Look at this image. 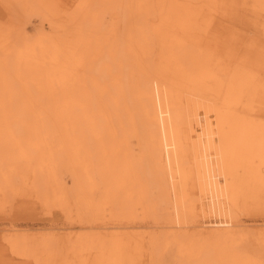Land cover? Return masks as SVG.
I'll return each mask as SVG.
<instances>
[{
	"label": "bare ground",
	"instance_id": "bare-ground-1",
	"mask_svg": "<svg viewBox=\"0 0 264 264\" xmlns=\"http://www.w3.org/2000/svg\"><path fill=\"white\" fill-rule=\"evenodd\" d=\"M62 4L0 0V209L30 196L84 232L63 244L52 227L33 245L11 229V252L38 264H142L144 251L149 264H264L246 246L264 244V229L240 219L264 211V81L247 67L263 53L232 63L215 50L220 0ZM23 13L50 31L14 39L3 23ZM147 219L161 232L139 231Z\"/></svg>",
	"mask_w": 264,
	"mask_h": 264
},
{
	"label": "rangeland",
	"instance_id": "rangeland-1",
	"mask_svg": "<svg viewBox=\"0 0 264 264\" xmlns=\"http://www.w3.org/2000/svg\"><path fill=\"white\" fill-rule=\"evenodd\" d=\"M60 2L63 3V7L66 4L70 6V0H60ZM249 2L250 3H248L247 6H243V0H220V5L226 8V12H218V18L220 20L217 18V21L219 22L216 21L217 23L215 24V29H213V32L216 33V36L214 37H217V46H219L217 49L215 48V50L222 53L221 55L226 60V62H230V60H233L232 63L240 60L241 56L244 57V60H249L251 59L250 57H253L257 53L262 52L263 58L259 61V64H251L248 61L247 67L249 71L254 70L259 73V77L262 75L260 79L264 81V12L260 11V13H254L252 10V2ZM249 4L251 6H249ZM2 9L3 7L0 8V15H3L4 13V10ZM30 14L32 13H29L28 15L26 14L28 16V19L26 18L25 20L23 19L25 17L24 13L23 16H17L16 19L15 17L11 19L9 23L4 20V22L7 23H3L4 26L2 28H7L9 31H11L14 39L21 36L18 32H20V30L23 28H26L27 30L29 29L30 32L26 33L24 32V30H22V33H25L28 37L36 36L35 34H37L41 26L45 27L46 31H50L49 23L47 21H44L40 15L32 14L30 17ZM32 16H34V18ZM20 17L21 21H18V19L20 20ZM15 21L19 23H16ZM26 22V27H23ZM11 26L12 28H14L12 29ZM21 26L22 28H20ZM17 27L20 29H18ZM15 31H18V35L15 34ZM225 54H228L230 57L225 56ZM257 108L262 109L261 113L257 117L264 120V99H261V102L257 104ZM4 198L5 197H1L0 200H3ZM11 200L12 199L8 198V203H6L7 205L4 206L5 208L0 209V264H38L33 257H19L11 252V249L7 246L6 242L2 238L4 232H9L11 229H15L11 231L14 233V235L17 232V235H15L16 237L20 239L21 237H26L27 240H32L31 244L33 245L42 240V234L44 232L52 231L50 230L52 229V227L61 229L59 231L64 236L62 237L63 239H61L63 240L61 243H66L67 236H72L70 234L74 235L75 232H77L76 234H82L84 232V230L78 228L79 222L75 219L74 216L71 217L58 208L51 209L45 204H42L40 201H36L33 197L25 196V199L18 201L17 199H13L14 203L10 202ZM248 209L249 208H247L241 215L240 219L242 220L243 224L248 227L247 229L250 230L264 229V211L256 210L254 208H250L249 210ZM210 220L216 221L219 219L215 217H208L206 222H210ZM141 221L138 220L139 223H146L147 225H149V227L141 228L139 231L161 232V227H159L158 230H155L156 225L152 219ZM204 221L205 219H203V221H200V223ZM116 222L117 221H109L110 224L108 226H112ZM261 243L262 242L259 243L258 240L250 236V239L246 243V246L247 248L249 247V250H255L258 251V253H261L259 254V257H263L262 259L264 262V254L262 252L264 244L262 243L261 247ZM148 261L149 259L147 256V251H144L142 264H149Z\"/></svg>",
	"mask_w": 264,
	"mask_h": 264
}]
</instances>
